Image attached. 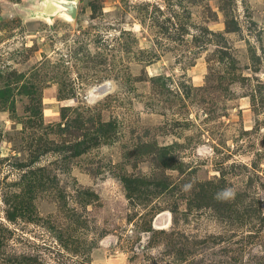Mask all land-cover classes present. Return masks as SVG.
Here are the masks:
<instances>
[{"label": "rangeland", "instance_id": "1", "mask_svg": "<svg viewBox=\"0 0 264 264\" xmlns=\"http://www.w3.org/2000/svg\"><path fill=\"white\" fill-rule=\"evenodd\" d=\"M0 0V264H264V0Z\"/></svg>", "mask_w": 264, "mask_h": 264}, {"label": "water", "instance_id": "2", "mask_svg": "<svg viewBox=\"0 0 264 264\" xmlns=\"http://www.w3.org/2000/svg\"><path fill=\"white\" fill-rule=\"evenodd\" d=\"M58 7V13L68 16L70 19H76L78 15V3L75 0H53Z\"/></svg>", "mask_w": 264, "mask_h": 264}, {"label": "bare ground", "instance_id": "3", "mask_svg": "<svg viewBox=\"0 0 264 264\" xmlns=\"http://www.w3.org/2000/svg\"><path fill=\"white\" fill-rule=\"evenodd\" d=\"M66 17V19H69L68 16L64 15Z\"/></svg>", "mask_w": 264, "mask_h": 264}]
</instances>
